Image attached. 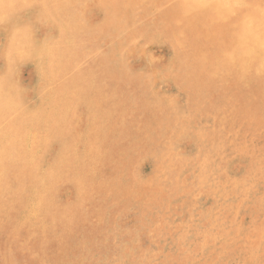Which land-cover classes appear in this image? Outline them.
<instances>
[{
  "label": "rangeland",
  "instance_id": "374dc122",
  "mask_svg": "<svg viewBox=\"0 0 264 264\" xmlns=\"http://www.w3.org/2000/svg\"><path fill=\"white\" fill-rule=\"evenodd\" d=\"M19 1L0 0V97L7 98L5 102L0 103V139H10L7 142L0 140V163L3 167L0 172V264H264V108H261L264 105V70L259 69L255 60L250 62L252 65L248 68V65L244 66L247 61H244L241 62L242 65L239 63L241 70L239 69L238 73L233 66L230 67V61L226 59L231 53L227 51L225 54L220 50L227 45V48L236 49L239 55L247 53L246 39L249 34L246 25L250 21H256V27H263L261 23H264V0H239L241 4L238 6V12L228 11L227 15H222L217 9L203 12V21L199 25L201 34L200 31L194 33L195 28L182 34L177 27L180 21L188 18L186 16L191 17L196 13L195 10H200L199 4L192 0H147L148 4L146 0H138L139 4L137 0H134L137 3L133 0H112L111 3L110 0H69V3L68 0H57L60 2L58 5L56 0ZM109 3L113 5L109 6ZM134 3L137 4L136 9ZM15 4L17 6H14ZM16 7H19L18 10ZM31 8L32 11L37 9L32 12ZM176 12L177 18H174ZM246 14L248 15L244 16ZM59 16L64 17V21L58 20ZM111 16L114 20L106 24L105 18ZM6 18H10L8 22ZM208 19L210 23L214 21L211 26H207L210 24ZM55 21L57 23H54ZM82 21H85V24ZM94 21H97L96 24ZM171 21L175 22L176 32L172 29L174 24ZM75 23L78 25L75 26ZM87 24V30L84 31V25ZM54 25H57L56 28ZM88 28L93 32L88 31ZM105 33L110 36L107 37ZM198 36L200 38H196ZM208 40L210 46L207 44ZM107 41L112 43L107 44ZM190 41L194 42L191 44ZM215 42L220 46L216 47ZM79 43L80 45H77ZM218 50L219 54L216 53ZM213 52L216 53L215 56ZM37 55H40V60L36 58ZM14 56L18 59L14 60ZM24 57L29 58L25 60ZM256 58L258 57L252 56L251 59ZM191 59L199 61L194 62ZM225 60L228 62L224 66ZM208 61H211V64ZM38 63L44 66H39ZM87 64H90V67ZM213 67L216 68L213 70ZM96 77H99L100 81ZM208 82L209 85L211 83L210 86ZM214 85L215 87H211ZM193 90H196L195 93H192ZM236 98L239 99L236 101ZM95 99L96 101H93ZM14 101L16 103H13ZM223 112L225 114H222ZM259 113H263L261 119ZM105 117L107 119H104ZM253 118L260 125H255L254 122H258ZM64 123L65 130L62 129L65 128ZM252 125H255L253 129L250 128ZM22 126L24 130L29 129L27 134L25 130V136H19ZM94 126L98 127L94 129ZM48 130H51L50 133ZM219 138L224 141H219ZM85 139H88L89 146ZM68 146L71 148L70 153L67 152L69 149L66 150ZM41 153L43 154L40 155ZM54 170L56 172H53ZM67 178L69 179L66 180ZM243 179L246 180L245 184ZM234 181L237 187L231 185ZM233 188L237 191L234 192ZM239 202L243 206H240ZM237 204L239 208L236 209ZM251 220L255 224H252ZM258 220L260 222H257ZM235 223L236 226H233ZM248 256H254L256 259H250Z\"/></svg>",
  "mask_w": 264,
  "mask_h": 264
},
{
  "label": "bare ground",
  "instance_id": "6f19581e",
  "mask_svg": "<svg viewBox=\"0 0 264 264\" xmlns=\"http://www.w3.org/2000/svg\"><path fill=\"white\" fill-rule=\"evenodd\" d=\"M18 1H19V0H18ZM23 1H25V0H23ZM23 1H22V3H23ZM39 1H40V0H39ZM42 1H43V0H42ZM47 1H48V0H47ZM47 1H46V2H47ZM54 1H55V0H54ZM81 1H82V0H81ZM89 1H90V0H89ZM89 1H88V2H89ZM115 1H116V0H115ZM118 1H119V0H118ZM131 1H132V0H131ZM133 1H134V0H133ZM133 1H132V2H133ZM137 1H138V0H137ZM146 1H147V0H146ZM192 1H193L195 4H199L200 10H195L196 13L193 14L191 17L186 16V17H188V18H186V19L180 21V24H179V26L177 25V27L180 28V29H179V30H180L179 32L182 33V34H186L187 31H188V33H189V31H192V30H195V29H196V30L194 31V33H195L196 31H200V30H201V29L199 30V25H200V24L202 23V21H203V19H202L203 12H205V11H207V10H214V9H217V10H219V11L221 12L222 15H227V14H228V11H230V12H232V13H236V12H238V9H239L238 6L241 4V2H240L239 0H192ZM247 1H248V0H247ZM15 2H16V1H15ZM19 2H21V1H19ZM32 2H35V1H32ZM36 2H37V1H36ZM79 2H80V1H79ZM105 2H106V1H105ZM108 2H109V0H108ZM111 2H113V1L110 0V3H111ZM134 2H136V1H134ZM150 2H152V0H151ZM153 2H154V1H153ZM256 2H257V0H256ZM42 3H43V2H42ZM55 3L57 4V3H60V2H57V0H56ZM61 3H62V1H61ZM68 3H69V0H68ZM68 3H67V4H68ZM77 3H78V2H77ZM93 3H94V2H93ZM101 3H102V2H101ZM101 3H100V5H101ZM110 3H109V4H110ZM136 3H137V2H136ZM141 3H142V2H141ZM262 3H263V2H262ZM32 4H33V3H32ZM36 4H37V3H36ZM75 4H76V3H75ZM75 4H74V5H75ZM98 4H99V2H98ZM106 4H108V3H106ZM106 4H105V5H106ZM129 4H130V3H129ZM132 4H133V3H132ZM137 4H139V1H138ZM137 4L134 3V7H135V5H136L135 9L137 8ZM145 4H146V3H145ZM147 4H148V1H147ZM147 4H146V5H147ZM259 4H261V3H259ZM19 5H20V4H19ZM19 5H18V6H19ZM23 5H24V4H23ZM37 5L39 6V4H37ZM45 5H46V4H45ZM57 5H58V4H57ZM83 5H84V4H83ZM85 5H86V4H85ZM111 5H113V4H110L109 6H111ZM141 5H142V4H141ZM155 5H156V4H155ZM1 6H2V5H1ZM14 6H17V5L15 4ZM34 6H36V5H34ZM66 6L69 7L68 5H66ZM106 6H107V5H106ZM142 6H143V5H142ZM159 6H160V4H159ZM48 7H50V6H48ZM72 7H74V6H72ZM132 7H133V5H132ZM139 7H141V6H139ZM144 7H146V6H144ZM144 7H143V8H144ZM162 7H163V6H162ZM162 7H159V8L162 9ZM170 7H171V6H170ZM176 7H177V6H176ZM178 7H179V6H178ZM242 7H243V6H242ZM4 8H5V7H4ZM7 8H8V6H7ZM9 8H10V7H9ZM12 8H13V6H12ZM16 8H17V7H16ZM18 8H19V7H18ZM18 8H17L16 10H18ZM25 8H26V7H25ZM103 8H104V6H103ZM124 8H125V7H124ZM124 8H123V10H124ZM159 8H158V9H159ZM172 8H173V7H172ZM203 8H204L205 10H204ZM21 9H22V8H21ZM32 9H33V8H31V11H32ZM36 9H37V8H36ZM36 9H35V10H36ZM39 9H40V8H39ZM51 9H52V8H51ZM98 9H99V8H98ZM104 9H105V8H104ZM106 9H107V8H106ZM114 9H115V7H114ZM116 9H117V8H116ZM135 9H134V10H135ZM141 9H142V8H141ZM158 9H157V10H158ZM169 9H170V8H169ZM175 9H176V8H175ZM179 9H181V8L179 7ZM179 9L177 8V11H178ZM16 10H15V11H16ZM35 10H34V11H35ZM62 10H64V9H62ZM62 10H61V11H62ZM87 10H89V9H87ZM87 10H86V12H87ZM90 10H91V9H90ZM107 10H108V9H107ZM112 10H113V8H112ZM123 10H122V11H123ZM137 10H138V9H137ZM142 10H143V9H142ZM145 10H146V9H144V11H145ZM157 10H156V11H157ZM164 10H165V8H164ZM166 10H168V9H166ZM9 11H10V10H9ZM9 11H8V12H9ZM27 11H28V10L26 9V12H27ZM34 11H32V12H34ZM50 11H51V10H50ZM74 11H75V10H74ZM74 11H72V12L74 13ZM77 11H78V9H77ZM97 11H98V10H97ZM122 11H121V13H122ZM131 11H132V9H131ZM139 11H140V10H139ZM158 11H159V10H158ZM172 11H173V10H172ZM6 12H7V11H6ZM16 12H17V11H16ZM26 12H25V13H26ZM62 12H63V11H62ZM68 12L70 13V11H68ZM89 12H90V11H89ZM106 12H107V11H106ZM110 12H111V11H110ZM110 12H108V13H110ZM129 12H130V10H129ZM135 12H136V11H135ZM140 12H143V11H140ZM164 12H165V11H164ZM13 13H14V12H13ZM28 13H29V12H28ZM30 13H31V12H30ZM51 13H52V12H51ZM63 13H64V12H63ZM65 13H66V12H65ZM73 13H71V14H73ZM116 13H117V12H116ZM131 13H132V12H130V14H131ZM143 13H144V12H143ZM18 14H19V13H18ZM18 14H16V15H18ZM52 14H53V13H52ZM105 14H106V13H105ZM110 14H112V13H110ZM125 14H126V13H125ZM127 14H129V13H127ZM135 14H136V13H135ZM139 14H140V13H139ZM165 14H167V11H166ZM173 14H174V13H173ZM179 14H180V11H179ZM181 14H183L182 11H181ZM201 14H202V15H201ZM23 15H24V14H23ZM26 15H28V14H26ZM59 15H60V14H59ZM62 15H63V14H62ZM67 15H68V14H67ZM78 15H79V14H78ZM81 15H82V14H81ZM81 15H80V16H81ZM101 15H102V13H101ZM113 15H114V14H113ZM122 15H124V14H122ZM170 15H172V14H170ZM199 15H201V17H199ZM247 15H248V14H246V15H244V16H247ZM45 16H46V14H45ZM47 16H48V14H47ZM73 16H74V15H73ZM116 16H117V15H116ZM167 16L169 17V15H167ZM178 16L181 17V15H178ZM28 17H29V16H28ZM33 17H34V15H33ZM59 17L61 18V16H59ZM103 17H104V16H103ZM136 17H137V16H136ZM171 17H172V16H171ZM60 18L58 19L57 17H55L56 20L58 19V20H60V21H64V20H62V18H64V17H62L61 19H60ZM82 18H83V17H82ZM101 18H102V17H101ZM152 18H153V17H152ZM166 18H167V17H166ZM174 18H177V12L175 13ZM174 18H173V19H174ZM199 18H200V19H199ZM208 18H209V16H208ZM6 19H7L6 22H8V20H9L10 18H9V19L6 18ZM66 19H67V18H66ZM83 19H84V18H83ZM102 19H103V18H102ZM112 19H113V16H111V18H110V17H107V19L105 18V23H106V24H109L110 22H112V21L114 20V19H113V20H112ZM123 19H124V18H123ZM209 19L211 20V18H209ZM209 19H208V22L210 21ZM39 20H40V19H39ZM42 20H43V18H42ZM71 20H72V19H71ZM86 20H87V19H86ZM136 20H137V19H136ZM136 20H135V21H136ZM142 20H143V19H142ZM152 20H153V19H152ZM174 20H175V19H174ZM16 21H17V20H16ZM24 21H25V20H24ZM24 21H23V22H24ZM33 21H34V20H33ZM35 21H36V20H35ZM50 21H51V20H50ZM65 21H66V20H65ZM73 21H75V19H74ZM129 21H130V20H129ZM138 21H139V20H138ZM138 21H137V22H138ZM140 21H141V20H140ZM6 22H5V23H6ZM13 22H14V21H13ZM31 22H32V21H31ZM31 22H30V23H31ZM36 22H37V21H36ZM47 22H48V21H47ZM75 22H76V21H75ZM84 22H85V21H82V23H84ZM94 22H95V24H96L97 21H94ZM132 22H134V21L132 20ZM145 22H147V21H145ZM145 22H144V23H145ZM160 22H161V21H160ZM200 22H201V23H200ZM208 22H207V23H208ZM213 22H214V21H213ZM213 22H212V23H213ZM15 23H18V22H15ZM19 23H20V22H19ZM37 23H38V22H37ZM39 23H41V22H39ZM54 23H57V21H55ZM61 23H62V22H61ZM67 23H68V22H67ZM69 23L71 24V22H69ZM138 23H139V22H138ZM140 23H141V22H140ZM169 23H170V22H169ZM171 23H172V21H171ZM174 23H175V22H173L172 24H174ZM205 23H206V22H205ZM207 23H206V24H207ZM209 23H210V22H209ZM212 23H210V24L207 25V26H211ZM255 23H257V22H256V21H250V22H248L247 25H246V31H247V33L249 34V37L246 39V44H247V46H246V52L248 53V55H247V53H246V54L239 55V54L236 53V52H237L236 49H234V48L231 47V46H230L231 48H227V45H226V48L223 47L224 49H223L222 47H220V48H222V49L218 48V49H220V50H223V52H224L225 54H226L227 51H228L227 53H229V52L231 53V55H229L228 58L226 57V59H228V61H230V62H229L230 67L233 66V67H234L233 69L236 70L238 73H240L239 69L241 68V67L239 68V66H240L241 62H244V61H247V62L244 63V66H245V65H246V66L248 65V66H247V68H248V67H251L250 65H252V64H250V62L252 63V61L255 60L254 62L257 63L259 69H260L261 71L264 70V23H261L262 26H263V27H261V28L256 27V26L254 25ZM0 24H1V23H0ZM79 24H81V23H79ZM84 24H85V23H84ZM95 24H94V25H95ZM129 24H130V23H129ZM147 24H148V23H147ZM30 25H31V24H30ZM40 25H42V24H40ZM52 25H53V24H52ZM74 25L76 26V25H78V23H75ZM131 25L134 26V24H131ZM140 25H141V24H140ZM150 25H151V23H150ZM2 26H3V25H2ZM43 26H44V25H43ZM50 26H51V25H50ZM54 26H55V25H54ZM56 26H57V25H56ZM56 26H55V28H56ZM59 26H60V25H59ZM69 26H70V25H69ZM81 26H82V24H81ZM85 26L88 27V24H87V25H84V27H85ZM103 26H104V25H103ZM108 26L111 27L110 25H108ZM79 27H80V26H79ZM90 27H92V26H90ZM93 27H95V26H93ZM105 27H106V26H105ZM131 27H132V26H131ZM171 27H172V26H171ZM203 27H204V26H203ZM32 28H33V27H32ZM32 28H31V29H32ZM34 28H36V26H35ZM100 28H101V27H99V30H101ZM106 28H107V27H106ZM135 28H136V27H135ZM150 28H151V27H150ZM163 28H164V27H163ZM191 28H193V29H191ZM194 28H195V29H194ZM207 28H208V27H207ZM209 28H210V27H209ZM37 29H38V28H37ZM82 29L84 30V28H82ZM95 29H96V28H95ZM95 29H94V30H95ZM143 29H145V28H143ZM154 29L156 30V28H154ZM172 29H173L174 32H176V25H175V24H174V26L172 27ZM2 30H3V28H2ZM74 30H75V29H74ZM86 30H87V29H86V27H85V30H84V31H86ZM89 30H90V29L88 28V31H89ZM108 30H110V29L108 28ZM112 30H114V29H112ZM112 30H111V31H112ZM136 30H137V29H136ZM146 30H148V29H146ZM149 30H150V29H149ZM155 30H154V31H155ZM209 30L211 31V29H209ZM214 30H215V29H214ZM69 31H70V30H69ZM90 31H91V33L93 32V30H90ZM212 31H213V30H212ZM212 31H211V32H212ZM5 32H6V31H5ZM76 32H77V31H76ZM94 32H95V31H94ZM161 32H162V31H161ZM170 32H172V31L170 30ZM204 32L206 33L207 31L205 30ZM213 32H215V31H213ZM23 33H24V32H22V36H23ZM34 33H35V31H34ZM34 33H32V34H34ZM80 33H81V32H80ZM99 33H100V32H99ZM109 33H110V32H109ZM168 33H169V32H168ZM194 33H193V34H194ZM201 33H202V32L200 31V34H201ZM4 34H5V33H4ZM8 34H9V33H8ZM46 34H47V33H46ZM49 34H50V33H49ZM87 34H89V33H87ZM106 34H107V33H105V35H106ZM155 34H156V33H155ZM162 34H163V33H162ZM170 34H171V33H170ZM19 35H20V34H19ZM42 35H43V34H42ZM50 35H51V34H50ZM55 35H56V34H55ZM55 35H52V36H55ZM80 35H81V34H80ZM144 35H145V34H144ZM156 35H157V34H156ZM164 35H166V34H164ZM189 35H190V34H189ZM197 35H198V34H197ZM33 36H34V35H33ZM106 36L108 37V36H110V35H106ZM166 36H167V35H166ZM168 36H169V35H168ZM187 36H188V35H186V37H187ZM190 36H191V35H190ZM193 36H194V35H193ZM213 36H214V34H213ZM31 37H32V36H31ZM31 37H30V39H33V38H31ZM34 37H35V36H34ZM42 37H43V36H42ZM42 37H41V39H42ZM75 37H76V36H75ZM87 37H88V35H87ZM102 37H103V36H102ZM102 37H101V38H102ZM151 37H153V36H151ZM169 37H170V36H169ZM171 37H172V36H171ZM186 37H184V38H186ZM22 38H23V37H22ZM76 38H77V37H76ZM89 38H90V37H89ZM176 38H177V37H176ZM189 38H190V37H188V39H189ZM196 38H200V37L198 36V37H196ZM196 38H194V39H196ZM209 38H210V37H209ZM34 39H35V38H34ZM43 39H44V37H43ZM152 39H153V38H152ZM192 39H193V38H191V40H192ZM203 39H204V38H203ZM217 39H218V38H217ZM2 40H3V39H2ZM23 40H24V38H23ZM35 40H36V39H35ZM35 40H32V41L35 42ZM94 40H95V39H94ZM173 40H174V39H173ZM181 40H182V39H181ZM189 40H190V39H189ZM189 40H188V41H189ZM200 40H201V39H200ZM215 40H216V39H215ZM5 41H6V40H5ZM32 41H31V42H32ZM41 41H43V40H41ZM46 41H47V40H46ZM48 41H49V40H48ZM64 41H65V40H64ZM194 41H195V40H194ZM194 41H193V42H194ZM196 41H197V40H196ZM204 41H205V40H204ZM219 41H220V40H219ZM77 42H78V41H77ZM108 42H111V41H107V44H108ZM177 42H178V41H177ZM190 42H191V41H190ZM193 42H191V44H192ZM205 42H206V41H205ZM212 42H213V41H212ZM24 43H25V42H24ZM24 43H23V44H24ZM32 43H33V42H32ZM35 43H37V42H35ZM95 43H96V42H95ZM111 43H112V42H111ZM188 43H189V42H188ZM209 43H210V42H209V40H208V43H207L208 46H210ZM215 43H217V42H215ZM25 44H26V43H25ZM43 44H44V43H43ZM45 44H46V43H45ZM45 44H44V45H45ZM96 44H97V43H96ZM113 44H114V42H113ZM181 44H182V42H181ZM197 44H198V43H197ZM5 45H7V44H5ZM21 45H22V44H21ZM26 45H27V44H26ZM33 45H34V44H33ZM36 45H37V44H36ZM77 45H80V43L77 44ZM99 45H101V43H100ZM194 45L196 46V43H195ZM194 45H193V46H194ZM217 45H218V46H217ZM217 45L215 44L216 47H219V46H220V44H218V43H217ZM29 46H30V45H29ZM104 46H105V45H104ZM178 46H179V45H178ZM4 47H6V46H4ZM182 47H183V46H182ZM185 47H186V46H185ZM188 47H189L188 50H190V45H189V44H188ZM204 47H205V46H204ZM206 47H207V46H206ZM206 47H205V48H206ZM38 48H39V47H38ZM44 48H45V46H44ZM48 48H49V47H48ZM82 48H83V47H82ZM100 48H101V47H99V49H100ZM196 48H197V47H196ZM25 49H26V47H25ZM57 49H59V48H57ZM57 49H56V50H57ZM109 49L111 50V47H110ZM181 49H182V48H181ZM193 49H194V48H193ZM197 49H201V48L199 47V48H197ZM210 49H211V48H210ZM215 49H216V48H215ZM21 50H22V47H21ZM182 50H183V49H182ZM47 51L49 52V49H48ZM54 51H55V50H54ZM76 51H77V50H76ZM76 51H75V52H76ZM85 51H86V50H85ZM99 51H100V50H99ZM108 51H109V50H108ZM213 51H214V44H213ZM81 52H82V49H81ZM105 52H106V51H105ZM179 52H181V51H179ZM183 52H184V51H183ZM183 52H182V53H183ZM187 52H189V51H187ZM191 52H192V47H191ZM197 52H198V51H197ZM223 52H222V53H223ZM45 53H46V52H45ZM57 53H58V52H57ZM64 53H65V52H64ZM66 53H67V52H66ZM107 53H108V52H107ZM206 53H207V52H206ZM214 53H215V52H213V55H214ZM216 53L219 54V50H218V52H216ZM216 53H215V54H216ZM3 54H4V51H3ZM30 54H32V53L30 52ZM52 54H54V53H51V55H52ZM55 54H56V53H55ZM96 54H97V53H96ZM176 54H178V53L176 52ZM185 54H187V53H184V55H185ZM193 54H194V53H193ZM208 54H209V53H208ZM13 55H14V54H13ZM42 55H43V54H42ZM42 55H41V57H42ZM47 55H48V54H47ZM75 55H76V54H75ZM77 55H78V53H77ZM184 55H183V56H184ZM205 55H206V54H205ZM210 55H211V54H210ZM37 56H38V55H37ZM39 56H40V55H39ZM39 56L36 57V58H39ZM67 56H69V54H67ZM99 56H100V55H99ZM106 56H107V55H106ZM106 56H105V57H106ZM176 56H179V54L176 55ZM188 56H189V55H188ZM188 56H187V57H188ZM197 56H198V55H197ZM206 56H207V55H206ZM214 56H215V55H214ZM216 56H217V55H216ZM225 56H226V55H225ZM252 56L258 57L259 59H258V58H256V59H251ZM14 57H15V56H14ZM21 57H22V56H21ZM29 57H31V55H30ZM29 57H28V58H29ZM57 57H58V56H57ZM187 57H185V58H187ZM212 57H213V56H212ZM7 58H8V57H7ZM24 58H25V60L28 59L27 57H24ZM60 58H61V57H60ZM178 58H179V60H180V56H179ZM178 58L175 57V59H178ZM181 58H182V57H181ZM194 58H197V57L194 56ZM208 58H209V55H208ZM1 59H2V58H1ZM3 59H4V58H3ZM17 59H18V57H17ZM17 59H16V57H15L14 60H17ZM30 59H31V58H30ZM77 59H78V58H77ZM158 59H159V58H158ZM183 59H184V58H183ZM200 59H201V58H199V60H200ZM206 59H207V58H206ZM213 59H215V58H213ZM220 59H221V58H220ZM19 60H20V62H21V59H20V58H19ZM37 60H38V59H37ZM37 60H35V61H37ZM39 60H40V58H39ZM45 60H46V59H45ZM106 60H107V59H106ZM115 60H116V59H115ZM152 60H153V59H152ZM184 60L187 61V59H184ZM191 60L194 61L195 59H191ZM199 60L197 59V60L194 61V62H197V61H199ZM218 60H219V59H218ZM2 61H3V60H2ZM8 61H9V60H8ZM101 61H102V60H101ZM109 61H110V60H109ZM157 61H158V60H157ZM175 61H177V60H175ZM181 61H182V60H181ZM185 61H184L183 63H185ZM188 61H190V60H188ZM203 61H207V60H203ZM220 61H221V60H220ZM220 61H219V62H220ZM225 61H226V60H225ZM228 61L224 62L223 65L225 66V65L227 64ZM13 62H14V61H13ZM15 62H16V61H15ZM17 62H18V61H17ZM25 62H26V61H25ZM32 62H33V61H32ZM40 62H41V61H40ZM51 62H52V61H51ZM55 62H56V61H55ZM102 62H103V61H102ZM105 62H106V61H105ZM177 62H178V61H177ZM208 62L210 63L211 61H208ZM214 62H215V61H214ZM216 62H217V61H216ZM21 63H22V62H21ZM29 63H30V62H29ZM35 63H36V62H35ZM52 63H53V62H52ZM57 63H58V62H57ZM59 63H60V62H59ZM78 63L80 64V61H79ZM100 63H101V62H100ZM106 63H107V62H106ZM110 63H111V62H110ZM110 63H109V64H110ZM116 63H117V62H116ZM178 63L180 64L181 62H178ZM183 63H182V64H183ZM186 63H188V62H186ZM192 63H193V62H192ZM192 63H191V64H192ZM200 63H201V62H200ZM202 63H203V62H202ZM204 63H205V62H204ZM217 63H218V62H217ZM239 63H240V64H239ZM19 64H20V63H19ZM38 64H39V63H38ZM85 64H86V63H85ZM101 64H103V63H101ZM113 64H114V63H113ZM113 64H112V65H113ZM191 64H189V66L192 67ZM193 64H194V63H193ZM196 64H197V63H196ZM206 64H207V63H206ZM210 64H211V63H210ZM214 64H215V63H214ZM214 64H213V65H214ZM17 65H18V64H17ZM24 65H25V64H24ZM24 65H23V66H24ZM40 65H41V64H39V66H40ZM42 65H43V64H42ZM42 65H41V66H42ZM55 65H57V64L55 63ZM83 65H84V64H83ZM87 65H89V67H90V64H87ZM87 65H86V66H87ZM94 65H95V64H94ZM96 65H97V64H96ZM105 65H106V64H105ZM114 65H115V64H114ZM143 65H144V64H143ZM183 65H184V64H183ZM199 65H200V64H199ZM199 65H198V66H199ZM202 65H203V64H202ZM202 65H200V66H202ZM241 65H242V64H241ZM43 66H44V65H43ZM84 66H85V65H84ZM185 66H186V68L188 67L187 65H185ZM195 66H197V65H195ZM203 66H206V65H203ZM211 66H212V65H211ZM215 66H216V65H215ZM220 66H221V64H220ZM244 66H242V67H244ZM56 67H57V66H56ZM115 67H116V66H115ZM125 67H126V66H125ZM193 67H194V65H193ZM217 67H218V66H217ZM255 67H257V66H255ZM18 68H19V67H18ZM42 68H43V67H42ZM42 68H41V69H42ZM58 68H59V67H58ZM83 68H84V67H82V69H83ZM186 68H185V69H186ZM208 68H209V67H208ZM215 68H216V67H215ZM215 68L213 67V70H214ZM218 68H219V67H218ZM223 68H224V67H223ZM12 69H13V68H12ZM45 69H46V68H45ZM175 69H176V68H175ZM188 69H189V68H188ZM194 69H195V67H194ZM201 69H202V68H201ZM228 69H230V68L228 67ZM228 69H226V70H228ZM254 69H257V68H254ZM189 70H190V69H189ZM204 70H205V69H204ZM224 70H225V69H224ZM231 70H232V69H231ZM240 70H241V69H240ZM243 70H244V69H243ZM32 71H33V70H32ZM35 71H36V70H35ZM35 71H34V72H35ZM39 71H40V70H39ZM39 71H38V72H39ZM41 71H42V70H41ZM41 71H40V72H41ZM52 71H53V67H52ZM57 71H58V70H57ZM128 71H129V70H128ZM176 71H177V70H176ZM192 71H193V70H192ZM195 71H196V70H194L193 72H195ZM220 71H221V69H220ZM253 71H255V70H253ZM1 72H3V70H2ZM27 72H28V71H27ZM44 72H45V70H44ZM82 72H83V71H82ZM92 72H93V71H92ZM129 72H130V71H129ZM186 72H188V71H186ZM186 72H185V73H186ZM193 72H190V74L193 73ZM200 72H201V71H200ZM228 72H229V71H228ZM35 73H36V72H35ZM98 73H99V72H98ZM197 73H198V75L200 74L199 72H197ZM197 73H196V74H197ZM204 73H205V72H204ZM208 73H209V72H208ZM222 73H224V72L222 71ZM257 73H259V72H257ZM262 73H263V72H262ZM1 74H3V73H1ZM18 74H19V73H18ZM40 74H41V73H40ZM42 74H43V73H42ZM46 74H47V73H46ZM81 74H82V73H81ZM85 74L87 75V73H84V75H85ZM89 74H90V73H89ZM190 74H188V75H190ZM211 74H214V73L211 72ZM220 74H221V72H220ZM224 74H225V73H224ZM233 74H234V73H233ZM243 74H244V73H243ZM8 75H10V74H8ZM47 75H48V74H47ZM50 75H51V74H50ZM184 75H185V74H184ZM184 75H183V76H184ZM193 75H195V74H193ZM198 75H197L196 77H198ZM203 75H204V74H202L201 77H203ZM226 75H227V74H226ZM4 76H5V75H3V77H4ZM12 76H13V75H12ZM34 76H35V75H34ZM38 76H39V75H38ZM87 76H88V75H87ZM93 76H95V75H93ZM215 76H216V74H215ZM235 76H236V73H235ZM243 76H244V75H243ZM7 77L9 78V77H11V76H7ZM39 77H40V76H39ZM41 77H42V76H41ZM44 77H45V76H44ZM72 77H73V76H72ZM85 77H86V76H85ZM180 77H181V76H180ZM199 77H200V75H199ZM213 77H214V75H213ZM226 77H228V76H226ZM240 77H241V76H240ZM244 77H245V76H244ZM5 78H6V76H5ZM42 78H43V77H42ZM46 78H47V77H46ZM74 78H75V77H74ZM80 78H81V77H80ZM96 78L99 79V81H100V78H99V77H96ZM96 78H95V79H96ZM208 78H209V77H208ZM208 78H207V79H208ZM246 78H247V77H246ZM246 78H245V80H246ZM248 78H249V77H248ZM261 78H262V77H261ZM10 79H11V78H10ZM10 79H9V80H10ZM44 79H45V78H44ZM51 79H52V78H51ZM118 79H119V78H118ZM227 79H230V78H227ZM41 80H42V79H41ZM91 80H92V79H91ZM104 80H105V79H104ZM199 80H200V79H199ZM203 80H204V78H203ZM215 80H216V79H215ZM217 80H218V79H217ZM231 80L233 81V80H234V77H233V79L231 78ZM249 80H250V78H249ZM261 80H262V79H261ZM10 81H11V80H10ZM17 81H18V80H17ZM94 81H95V80H94ZM96 81H97V80H96ZM201 81H202V80H201ZM201 81H200V82H201ZM208 81H209V80H208ZM229 81H230V80H229ZM263 81H264V80H263ZM72 82H73V81H72ZM115 82H116V81H115ZM216 82H217V81H216ZM216 82H215V83H216ZM221 82H222V81H221ZM237 82H238V81H237ZM247 82H248V81H247ZM250 82H251V81H250ZM259 82H260V80H259ZM10 83H11V82H10ZM13 83H14V81H13ZM13 83H12V85H13ZM16 83H17V82H16ZM37 83H38V82H37ZM79 83H80V82H79ZM202 83H203V82H202ZM233 83H235V82H233ZM238 83H240V82H238ZM248 83H249V82H248ZM19 84H20V82H19ZM44 84H45V82H44ZM54 84H55V83H54ZM63 84H64V81H63V83H62V86H63ZM126 84H127V83H126ZM204 84H205V83H204ZM221 84H224V83H221ZM242 84H243V83H242ZM253 84H254V83H253ZM259 84H261V83H259ZM259 84H258V85H259ZM27 85H28V84H27ZM35 85H36V83H35ZM70 85H71V83H70ZM206 85H207V84H206ZM208 85H209V82H208ZM208 85H207V86H208ZM210 85H211V83H210ZM210 85H209V86H210ZM215 85H216V84H215ZM215 85H214V86H211V87H215ZM237 85H238V84H237ZM258 85H257V88H258ZM41 86H42V85H41ZM65 86H66V85H65ZM73 86H74V85H73ZM87 86H88V85H87ZM209 86H208V87H209ZM223 86H225V85H223ZM249 86H250V85H249ZM260 86H261V85H260ZM3 87H5V86H2V88H3ZM37 87H38V86H37ZM48 87H49V86H48ZM66 87H67V86H66ZM78 87H79V86H78ZM91 87H93V85H91ZM226 87H227V86H225V88H226ZM235 87H236V86H235ZM239 87H241V86H239ZM10 88H11V87H10ZM38 88H39V87H38ZM70 88H71V86H70ZM217 88H218V87H217ZM231 88H232V86H231ZM253 88H255V87H253ZM12 89H13V88H12ZM24 89H25V88H24ZM40 89H41V88H40ZM40 89H39V90H40ZM46 89H47V88H46ZM50 89H51V88H50ZM62 89L65 90L64 88H62ZM84 89H85V88H84ZM202 89H204V88H202ZM3 90H5V89H3ZM18 90H19V89H18ZM41 90H42V89H41ZM73 90H74V89H73ZM204 90H205V89H204ZM226 90H227V89H226ZM237 90H239V89L237 88ZM237 90H236V92H237ZM243 90H244V89H243ZM8 91H9V89H8ZM8 91H7V92H8ZM20 91H21V90H20ZM37 91H38V89H37ZM77 91H78V90H77ZM88 91H89V90H88ZM90 91H91V90H90ZM193 91H194V90H193ZM195 91H196V90H195ZM195 91L192 92V93H195ZM215 91H216V89H215ZM215 91H214V92H215ZM231 91H232V89H231ZM254 91H255V90H254ZM258 91H259V90H258ZM263 91H264V89H263ZM28 92H29V91H28ZM28 92H27V93H28ZM55 92H56V89H55ZM83 92H84V91H83ZM203 92H204V91H203ZM223 92H224V91H223ZM247 92H248V91H247ZM1 93H2V92H1ZM3 93H4V92H3ZM10 93H11V92H10ZM73 93H74V91H73ZM80 93H81V92H80ZM86 93H88V92H86ZM244 93H245V92H244ZM5 94H6V93H5ZM37 94H38V93H37ZM39 94H40V93H39ZM77 94H78V93H77ZM84 94H85V93H84ZM88 94L90 95V93H88ZM100 94H101V93H100ZM204 94H205V93H204ZM214 94H215V93H214ZM228 94H229V93H228ZM232 94L234 95V93H232ZM3 95H4V94H3ZM3 95H2V96H3ZM6 95H7V94H6ZM63 95H64V94H63ZM71 95L73 96V94H71ZM219 95H221V94H219ZM237 95H238V94H237ZM8 96H9V95H8ZM22 96H23V95H22ZM41 96H42V95H41ZM83 96H85V95H83ZM98 96H100V95L98 94ZM208 96H210V95H208ZM221 96H222V95H221ZM225 96H227V94H226ZM231 96H232V95H231ZM231 96H230V97L228 96V97L232 99ZM234 96H236V95H234ZM238 96H239V95H238ZM257 96H258V95H257ZM12 97H13V96H12ZM37 97H39V95H38ZM68 97L70 98V95H69ZM77 97H78V96H77ZM89 97H90V96H89ZM116 97H117V96H116ZM236 97H237V96H236ZM251 97H252V96H251ZM35 98H36V97H35ZM40 98H41V97H39V99H40ZM50 98H52V97H50ZM80 98H81V96H80ZM86 98H87V97H86ZM86 98H85V100H86ZM195 98H196V97H195ZM222 98H223V96H222ZM239 98H240V97H239ZM239 98H238V99H239ZM247 98H250V97H247ZM247 98H246V100H249V99H247ZM5 99H7V98H5ZM5 99H4L3 97H0V103L5 102ZM10 99H11V97H10ZM14 99H15V98H14ZM33 99H34V98H33ZM37 99H38V98H37ZM44 99H45V98H44ZM59 99H61V98H59ZM59 99H58V100H59ZM63 99H64V98H63ZM88 99H89V98H88ZM96 99H97V98H96ZM96 99L93 100V101H96ZM126 99H127V98H126ZM193 99H194V98H193ZM226 99L228 100L227 97H226ZM233 99H234V97H233ZM233 99H232V100H233ZM238 99L236 98L235 100L237 101ZM242 99H243V98H242ZM21 100H22V99H21ZM25 100H27V98H26ZM224 100H225V98H224ZM227 100H226V101H227ZM243 100H244V99H243ZM246 100H245V101H246ZM15 101H16V100H15ZM15 101H14L13 103H16ZM67 101H68V100H67ZM100 101H102V100L100 99ZM103 101H104V100H103ZM204 101H206V100H204ZM240 101H241V99H240ZM250 101H251V100H250ZM250 101H249V102H250ZM41 102H42V101H41ZM59 102H60V101H59ZM73 102H74V101H73ZM76 102H77V101H76ZM98 102H99V101H98ZM104 102H105V101H104ZM104 102H102V106H104V104H103ZM198 102H199V101H198ZM231 102H232V101L230 100V104H232ZM234 102H235V101H234ZM238 102H239V101H238ZM241 102H242V101H241ZM259 102H260V101H259ZM263 102H264V99H263ZM6 103H7V102H6ZM23 103H24V102H22V105H23ZM43 103H44V102H43ZM50 103H51V102H50ZM67 103H68V102H67ZM79 103H80V102H79ZM89 103H90V102H89ZM95 103H96V102H95ZM121 103H122V102H121ZM208 103H209V102H208ZM227 103H228V102H227ZM247 103H248V102H247ZM256 103H257V102H255L254 104L256 105ZM7 104H8V103H7ZM9 104H10V103H9ZM54 104H55V103H54ZM54 104H53V105H54ZM91 104H92V103H91ZM97 104H98V103H97ZM99 104H100V103H99ZM211 104H212V103H211ZM228 104H229V103H228ZM230 104H229V105H230ZM244 104H245V103H243V105H244ZM251 104H252V103H251ZM12 105H13V104H12ZM15 105H16V104H15ZM34 105H36V104H34ZM68 105H69V103H68ZM71 105H72V104H71ZM93 105H94V104H93ZM226 105H227V104H226ZM226 105H225V106H226ZM232 105H233V104H232ZM255 105H252V106H254V107L256 108ZM1 106H2V105H1ZM8 106H10V105H8ZM32 106H33V105H32ZM39 106H40V105H39ZM47 106H48V105H47ZM50 106H51V105H50ZM90 106H91V105H90ZM102 106H101V107H102ZM248 106H249V105H248ZM248 106H246V107H248ZM262 106H263V107H262ZM262 106H261V108H264V105H262ZM22 107H23V106H22ZM61 107H63V106L61 105ZM61 107H60V108H61ZM65 107H66V106H65ZM65 107H64V108H65ZM99 107H100V106H99ZM140 107H141V106H140ZM223 107H224V106H223ZM232 107H233V106H232ZM232 107H231V108H232ZM234 107H235V106H234ZM234 107H233V108H234ZM250 107H251V106H250ZM5 108H6V107H5ZM25 108H26V105H25ZM42 108H43V107H42ZM47 108H48V107H47ZM60 108H59V110H60ZM70 108H71V107H70ZM76 108H77V107H76ZM94 108H96V107H94ZM103 108H104V107H103ZM105 108H106V107H105ZM224 108H225V107H224ZM27 109H28V108H27ZM31 109H34V108H31ZM65 109H66V108H65ZM67 109H68V107H67ZM96 109H97V108H96ZM99 109H100V108H99ZM99 109H98V111H99ZM222 109H223V108H222ZM225 109H227V108H225ZM245 109H246V108H245ZM247 109H250V108H247ZM251 109H252V108H251ZM257 109H258V108H256V110H257ZM14 110H16V108H14ZM39 110H40V109H39ZM41 110H42V109H41ZM50 110H52V108H51ZM59 110H58V111H59ZM69 110H70V109H69ZM71 110H72V109H71ZM73 110H74V109H73ZM79 110H80V109H79ZM235 110H236V109H234V111H235ZM16 111H17V110H16ZM16 111H14V112H16ZM24 111L26 112L27 110H24ZM36 111H37V110H36ZM36 111H35V112H36ZM60 111H61V110H60ZM64 111H65V110H64ZM90 111H91V110H90ZM124 111H125V110H124ZM226 111H227V110H226ZM228 111H229V110H228ZM234 111H232V114H233ZM246 111H247V110H246ZM248 111H249V110H248ZM2 112H3V109H2ZM42 112H43V111H41L40 113H42ZM46 112H47V111H46ZM46 112H45V114H46ZM78 112H79V111H78ZM91 112H92V111H91ZM102 112H103V111H102ZM230 112H231V110H230ZM236 112H237V111H236ZM243 112H244V109H243ZM251 112H252V111H251ZM258 112H260V110H258ZM18 113H19V112H18ZM40 113H39V114H40ZM60 113H61V112H60ZM63 113H64V112H63ZM80 113H81V112H80ZM146 113H147V111H146ZM226 113H227V112H226ZM247 113H248V112H247ZM247 113L245 112V114H247ZM249 113H250V112H249ZM10 114H11V112H10ZM31 114H32V113H31ZM33 114H34V113H33ZM35 114H36V113H35ZM42 114H43V113H42ZM73 114H74V112H73ZM91 114H93V113H91ZM222 114H225V113L223 112ZM227 114H228V113H227ZM245 114H244V115H245ZM262 114H263V113H262ZM262 114L259 113V115H260V119L263 117V116H261ZM3 115H4V113H3ZM19 115H20V114H19ZM48 115H49V114H48ZM87 115H88V114H87ZM87 115H86V116H87ZM98 115H99V114H98ZM105 115H106V114H105ZM234 115H235V114H234ZM249 115H250V114H249ZM256 115H257V112H256ZM0 116H1V115H0ZM15 116H16V115H15ZM28 116H29V115H28ZM76 116H77V115H76ZM102 116H104L103 113H102ZM112 116H113V115H112ZM241 116H242V113H241ZM252 116H253V115H252ZM13 117H14V116H13ZM22 117H24V116H22ZM36 117L38 118L37 115H36ZM41 117H42V116H41ZM69 117H70V115H69ZM235 117H236V116H235ZM248 117H251V116H248ZM255 117H256V116H255ZM3 118H4V117H3ZM9 118L12 119V117H9ZM34 118H35V117H34ZM67 118H68V117H67ZM81 118H82V117H81ZM91 118H92V117H91ZM237 118H238V117H237ZM243 118H245V117H243ZM14 119H15V118H14ZM19 119H20V117H19ZM19 119H16V120L19 121ZM24 119H25V118H24ZM44 119H45V118H44ZM83 119H84V118H83ZM94 119H95V118H94ZM104 119H107V118L105 117ZM250 119H252V118H250ZM253 119H254V118H253ZM256 119H257V117H256ZM256 119H254V120L256 121ZM39 120H40V119H39ZM85 120H86V119H85ZM115 120H116V119H115ZM6 121L9 122L8 120H6ZM60 121H62V120H60ZM66 121H67V120H66ZM78 121H81V120H78ZM90 121H91V120H90ZM243 121H244V119H243ZM249 121H250V120H249ZM37 122H38V121H37ZM43 122H44V121H43ZM52 122H53V121H52ZM64 122H65V121H64ZM97 122H98V121H97ZM121 122H122V121H121ZM247 122H248V121H247ZM256 122H258V121H256ZM1 123H2V122H1ZM14 123H15V122H14ZM39 123H40V121H39ZM65 123H66V122H65ZM65 123H64V124H65ZM68 123H69V121H68ZM81 123H82V122H81ZM190 123H191V122H190ZM260 123H261V122H260ZM15 124H16V123H15ZM19 124H20V123H19ZM54 124H55V123H54ZM83 124H84V122H83ZM97 124H99V123H96V125H97ZM244 124H245V123H244ZM247 124H248V123H246L245 126H247ZM251 124H252V123H251ZM254 124L257 125V124H259V122H258V123H255V122H254ZM261 124H263V122H262ZM30 125H31V124H30ZM30 125H29V126H30ZM32 125H33V124H32ZM40 125H42V124H40ZM77 125H78V124H77ZM92 125H93V124H92ZM114 125H115V124H114ZM241 125H243L242 122H241ZM241 125H240V127H241ZM249 125H250V123H249ZM255 125H254V126H255ZM259 125H260V124H259ZM23 126H24V125H23ZM23 126H22V128L20 129L21 132H20L19 136H20L21 134H22V136H23L24 133H25V130H26V129L24 130V129H23ZM38 126H39V124H38ZM55 126H56V124H55ZM65 126H66V124L64 125V127H65ZM69 126H70V125H69ZM101 126H102V125H101ZM192 126H193V125H192ZM194 126H195V125H194ZM245 126H244V128H245ZM254 126L252 125L250 128L253 129ZM6 127H7V126H6ZM6 127H4V129H5ZM14 127H15V125H14ZM27 127H28V125H27ZM27 127H26V128H27ZM42 127H43V126H42ZM48 127H49V126H48ZM89 127H90V125H89ZM94 127H95V126H94ZM94 127H93V128H94ZM97 127H98V126H97ZM97 127H95L94 129H96ZM146 127H147V126H146ZM257 127H258V128H257ZM257 127H256V128H257L258 130H260V129H259L260 127H259V126H257ZM18 128H20V127H18ZM18 128H17V129H18ZM24 128H25V127H24ZM28 128H29V127H28ZM28 128H27V130H26V134H27V132L29 131ZM49 128H50V127H49ZM51 128H52V127H51ZM54 128H55V127H54ZM161 128H162V127H161ZM188 128H189V127H188ZM248 128H249V127H248ZM1 129H2V128H1ZM7 129H8V128H7ZM30 129H31V128H30ZM47 129H48V128H47ZM47 129H46V130H47ZM55 129H56V128H55ZM57 129H58V128H57ZM62 129L65 130L66 127H65V128L62 127ZM79 129L81 130L80 127H79ZM91 129H92V128H90V130H91ZM238 129H239V128H238ZM241 129H242V128H241ZM252 129H251V130H252ZM2 130H3V129H2ZM37 130H38V128H37ZM41 130H42V128H41L39 131H41ZM46 130H45V131H46ZM67 130H68V128H67ZM114 130H115V129H114ZM151 130H152V129H151ZM151 130H150V131H151ZM161 130H162V129H161ZM175 130H176V129H175ZM178 130H179V129H178ZM245 130H247V128H246ZM251 130H250V131H251ZM6 131H7V130H6ZM31 131H32V130H31ZM45 131H44V132H45ZM50 131H51V130H50ZM50 131L48 130L49 133H50ZM70 131H71V130H70ZM150 131H149V132H150ZM241 131H242V130H241ZM37 132H38V131H37ZM65 132H66V131H65ZM65 132H64V133H65ZM73 132H74V131H73ZM94 132H95V130L93 131V133H94ZM119 132H120V131H119ZM234 132H237V131H234ZM239 132H240V131H239ZM242 132H244V131H242ZM242 132H241V133H242ZM16 133H17V132H16ZM54 133H55V132H54ZM70 133H71V132H70ZM89 133H90V132H89ZM89 133H88V136L90 135ZM96 133H97V132H96ZM151 133H152V132H151ZM162 133H163V132H162ZM201 133H202V132H201ZM245 133H246V131H245ZM250 133H251V132H250ZM31 134H32V133H31ZM33 134H35V131L33 132ZM39 134H40V133H39ZM56 134H57V133H56ZM61 134H62V133H61ZM80 134H81V133H80ZM235 134H236V133H235ZM242 134H243V133H242ZM242 134H240V136H241ZM247 134H248V133H247ZM263 134H264V133H263ZM16 135H17V134H16ZM43 135H44V134H43ZM52 135H53V133H52ZM52 135H51V136H52ZM59 135H60V134H59ZM76 135H77V134H76ZM85 135H86V134H85ZM107 135H108V134H107ZM109 135H111V134H109ZM149 135H150V134H149ZM153 135H154V134H153ZM198 135H199V134H198ZM198 135H197V136H198ZM201 135L203 136V134H201ZM201 135H200V136H201ZM244 135H245V134H244ZM24 136H25V135H24ZM46 136H47V134H46ZM49 136H50V135H49ZM54 136H55V135H54ZM145 136H146V135H145ZM179 136H181V135H179ZM200 136H199V137H200ZM215 136L217 137V135H215ZM238 136H239V135H238ZM36 137H37V136H36ZM39 137H40V136H39ZM52 137H53V136H52ZM134 137H135V136H134ZM241 137L243 138V136H241ZM246 137H247V136H246ZM3 138H4V137H3ZM3 138H1L0 140H2V141H4V142H7L8 140H10L9 138H7V140L5 141V140H3ZM10 138H11V137H10ZM17 138H18V137H17ZM23 138H24V137H23ZM34 138H35V137H34ZM45 138H46V137H45ZM49 138H50V137H49ZM61 138H63V137H61ZM61 138H60V139H61ZM76 138H77V137H76ZM110 138H111V137H110ZM131 138H132V137H131ZM200 138H201V137H200ZM221 138H222V137H221ZM12 139H13V138H12ZM28 139H29V138L27 137V140H28ZM46 139H47V138H46ZM50 139H51V138H50ZM58 139H59V138H58ZM79 139H80V138H79ZM95 139H96V138H95ZM216 139H217V138H216ZM219 139H220V138H219ZM240 139H241V138H240ZM16 140H17V139H16ZM34 140H35V139H34ZM43 140H45V139H43ZM74 140H75V139H74ZM74 140H73V141H74ZM76 140H77V139H76ZM85 140H86V139H85ZM87 140H88V139H87ZM87 140H86V141H87ZM222 140H223V139H222ZM222 140L220 139L219 141H222ZM243 140H244V139H243ZM249 140H250V139H249ZM29 141H30V139H29ZM47 141H48V139H47ZM67 141H68V139H67ZM94 141H95V140H94ZM94 141L92 140V142H94ZM154 141H155V140H154ZM191 141H192V140H191ZM216 141H218V140H216ZM219 141H218V142H219ZM223 141H224V140H223ZM34 142H35V141H34ZM81 142H83V141H81ZM92 142H91V143H92ZM126 142H127V141H126ZM244 142H245V141H243V143H244ZM253 142H254V141H253ZM22 143H23V142H22ZM35 143H37V142H35ZM41 143H42V142H41ZM45 143H46V142H45ZM68 143H69V142H68ZM70 143H72V141H70ZM86 143H87V145H88V141H87ZM86 143H85V144H86ZM89 143H90V142H89ZM91 143H90V144H91ZM94 143H96V142H94ZM208 143H209V142H208ZM221 143H222V142H221ZM236 143H238V142H236ZM240 143H241V142H240ZM0 144H1V143H0ZM3 144H4V143H3ZM11 144H12V143H11ZM17 144H18V143H17ZM19 144H20V143H19ZM42 144H43V143H42ZM55 144H56V143H55ZM58 144H59V143H58ZM64 144H65V143H64ZM64 144H62V146H63ZM73 144H74V142H73ZM222 144H223V143H222ZM224 144H225V143H224ZM241 144H242V143H241ZM248 144H250V143H248ZM21 145H22V144H21ZM32 145H33V144H32ZM35 145H37V144H35ZM43 145H44V144H43ZM60 145H61V144H60ZM70 145H72V144H70ZM77 145H78V144L76 143V146H77ZM94 145H95V144H94ZM215 145H216V143H215ZM218 145H219V144H218ZM218 145H217V146H218ZM236 145H237V144H236ZM6 146H7V145H6ZM15 146H17V145H14V147H15ZM45 146H46V145H45ZM52 146H54V145H52ZM62 146H60V147L62 148ZM88 146H89V145H88ZM88 146H87V147H88ZM90 146H91V145H90ZM155 146H156V145H155ZM223 146H224V145H222V147H223ZM227 146H228V145H227ZM244 146H245V145H244ZM250 146H251V145H250ZM30 147H31V146H30ZM30 147H29V148H30ZM42 147H43V146H42ZM63 147H64V146H63ZM65 147H66V144H65ZM84 147H85V146H84ZM91 147H92V146H91ZM91 147H90V148H91ZM136 147H137V146H136ZM218 147H219V146H218ZM241 147H242V146H241ZM4 148H5V147H4ZM24 148H26V147H24ZM48 148H49V147H47V149H48ZM93 148H95V147H93ZM175 148H176V147H175ZM235 148H236V147H235ZM242 148H243V147H242ZM245 148H246V147H245ZM44 149H45V148H44ZM47 149H46V150H47ZM58 149H60V148L58 147ZM64 149H66V148H64ZM68 149H69V146H68V148H67L66 150H68ZM70 149H71V148H70ZM70 149H69V151H67V152L70 153V151H71ZM239 149H240V148H239ZM247 149H248V148H247ZM249 149H250V148H249ZM93 150H94V149H93ZM251 150H253V148H252ZM255 150H256V148H255ZM5 151H6V149H5ZM5 151H4V153H5ZM147 151H148V150H147ZM244 151H245V149H244ZM2 152H3V151H2ZM7 152H8V150H7ZM9 152H10V151H9ZM11 152H12V151H11ZM64 152H65V151H64ZM64 152H62V153H64ZM93 152H94V151H93ZM108 152H109V151H108ZM122 152H123V151H122ZM133 152H134V151H133ZM238 152H239V151H238ZM12 153H13V152H12ZM56 153H57V152H56ZM76 153H77V152H76ZM97 153H98V151H97ZM228 153H229V152H228ZM248 153H249V152H248ZM251 153H252V152H251ZM9 154H10V153H9ZM42 154H43V153H41L40 155H42ZM90 154H91V153H90ZM117 154H118V153H117ZM226 154H227V153H226ZM38 155H39V153H38ZM56 155H57V154H56ZM66 155H67V154H66ZM253 155H254V154H253ZM9 156H12V155H9ZM124 156H125V155H124ZM248 156H249V155H248ZM3 157H5V156H3ZM22 157H24V156H22ZM39 157H42V156H39ZM56 157H57V156H56ZM60 157H61V156H60ZM68 157H70V156H68ZM68 157H67V158H68ZM244 157H245V156H244ZM30 158H32V157H30ZM36 158H37V157H36ZM51 158H52V157H51ZM63 158H64V156H63ZM70 158H71V157H70ZM158 158H159V157H158ZM240 158H241V157H240ZM246 158H247V157H246ZM250 158H251V157H250ZM56 159H57V158H56ZM93 159H94V158H93ZM203 159H204V157H203ZM247 159H248V158H247ZM247 159H246V160H247ZM252 159H253V158H252ZM257 159H258V158H257ZM4 160H5V159H4ZM54 160H55V159H54ZM89 160H90V159H89ZM255 160H256V159H255ZM255 160H254V161H255ZM67 161H68V160H67ZM214 161H215V160H214ZM250 161H252V160H249V162H250ZM32 162H33V161H32ZM110 162H111V161H110ZM255 162H256V161H255ZM255 162H252V163L255 164ZM2 163H3V162H2ZM5 163H6V162H4V164H5ZM23 163H24V162H23ZM36 163H37V162H36ZM117 163H118V162H117ZM211 163H212V162H211ZM256 163H257V162H256ZM262 163H263V162H262ZM34 164H35V163H34ZM66 164H67V163H66ZM98 164H99V163H98ZM248 164H249V163H248ZM254 164H251V165H254ZM6 165H7V163H6ZM22 165H24V164H22ZM26 165H28V164H26ZM35 165H36V164H35ZM249 165H250V164H249ZM64 166H65V165H64ZM22 167H25V166H22ZM34 167H35V166H34ZM195 167H196V166H195ZM210 167H211V166H210ZM226 167H227V166H226ZM2 168H3V167H2V165H1V163H0V172H1ZM6 168H7V167H6ZM30 168H31V167H30ZM64 168H65V167H63V170H65ZM249 168H250V167H249ZM249 168H248V169H249ZM255 168H256V167H255ZM51 169H52V167H51ZM85 169H86V168H85ZM210 169H211V168H210ZM221 169H222V168H221ZM253 169H254V166H253ZM59 170H60V169H59ZM156 170H157V169H156ZM188 170H190V167L188 168ZM212 170H213V169H212ZM253 171H254V170H253ZM45 172L47 173V171H45ZM49 172H50V171H49ZM53 172H56V171L54 170ZM59 172H60V171H59ZM66 172H67V171H66ZM216 172H217V171H216ZM216 172H215V173H216ZM247 172H250V171H247ZM31 173L33 174L32 171H31ZM36 173H37V172H36ZM36 173L34 174L35 176H36ZM64 173H65V172H64ZM189 173H190V172H189ZM32 174H30V175H32ZM66 174H68V173H66ZM212 174H213V173H212ZM248 174H249V173H248ZM248 174H247V175H248ZM23 175H24V174H23ZM23 175H22V176H23ZM47 175H48V173H47ZM62 175H63V174H62ZM216 175H217V174H216ZM245 175H246V174H245ZM136 176H137V175H136ZM161 177H163V176H161ZM246 177H247V176H246ZM248 177H249V175H248ZM248 177H247V178H248ZM260 177H261V176H260ZM46 178H48V177L46 176ZM56 178H58V177L56 176ZM83 178H84V177H83ZM176 178H177V177H176ZM251 178H252V176H251ZM3 179H4V178H3ZM5 179H6V178H5ZM68 179H69V178H67L66 180H68ZM194 179H195V178H194ZM210 179H211V178H210ZM210 179H209V180H210ZM236 179H237V178H236ZM249 179H250V178H249ZM55 180H56V179H55ZM81 180H82V179H81ZM243 180H244V179H243ZM252 180H253V178H252ZM252 180H251V181H252ZM22 181H23V180H22ZM84 181H85V179H84ZM229 181H230V180H229ZM232 181H233V180H232ZM2 182H3V181H2ZM4 182H5V181H4ZM48 182H49V181H48ZM178 182H179V181H178ZM178 182H177V183H178ZM230 182H231V181H230ZM230 182H229V183H230ZM245 182H246V180H244L243 184H245ZM165 183H166V182H165ZM179 183H180V182H179ZM211 183H212V182H211ZM236 183H237V182H236ZM187 184H188V183H187ZM257 184H258V183H257ZM36 185H37V184H36ZM231 185H235V181H234V184H231ZM239 185H240V184H239ZM49 186H50V185H49ZM235 186L237 187V185H235ZM241 186H242V183H241ZM34 187H35V186H34ZM226 187H228V186L226 185ZM233 187H234V186H233ZM15 188H16V187H15ZM13 190H14V189H13ZM128 190H129V189H128ZM239 190H240V189H239ZM239 190H238V193H237V194H239ZM242 190H243V189H242ZM242 190H241V191H242ZM249 190H250V189H249ZM4 191H5V190H4ZM14 191H15V190H14ZM233 191L236 192L237 189L235 190V189L233 188ZM243 191H244V190H243ZM5 192H6V191H5ZM7 192H8V191H7ZM67 192H68V191H67ZM242 193H243V192H242ZM242 193H241V194H242ZM16 194H17V193H16ZM228 194H229V193H228ZM75 195H76V194H75ZM217 195H218V194H217ZM16 196H17V195H16ZM39 196H40V195H39ZM240 196H242V195H240ZM215 197H216V196H215ZM224 197H225V196H224ZM242 198H243V197H242ZM246 199H247V198H246ZM131 200H132V199H131ZM227 200H228V199H227ZM227 200H226V201H227ZM238 200H240V199H238ZM259 200H260V199H259ZM33 201H34V200H33ZM33 201H32V202H33ZM221 201H222V200H221ZM240 201H241V200H240ZM224 202H225V201H224ZM242 202H244V201H242ZM218 203H219V202H218ZM258 203H259V202H258ZM169 204H170V203H169ZM200 204H201V203H200ZM239 204H240V202H239ZM111 205H112V204H111ZM241 205H242V204H240V206H241ZM244 205H245V204H244ZM242 206H243V205H242ZM252 206H253V205H252ZM252 206H251V207H252ZM129 207H130V206H129ZM199 207H200V206H199ZM233 207H234V206H233ZM237 207H238V204L236 205L235 208L237 209ZM257 207H258V204H257ZM81 208H82V207H81ZM238 208H239V207H238ZM241 208H242V207H240V210H241ZM243 208H244V207H243ZM254 208H255V206H254ZM84 209H85V208H84ZM138 209H139V208H138ZM201 209H202V208H201ZM262 209H263V208H262ZM129 210H130V209H129ZM221 210H222V209H221ZM245 210H247V208H246ZM82 211H83V210H82ZM226 211H227V210H226ZM229 211H230V210H228V212H229ZM234 211H235V210H234ZM236 211H237V210H236ZM238 211H239V210H238ZM243 211H244V210H243ZM252 211H253V210H252ZM258 211H259V210H258ZM147 212H148V211H147ZM160 212H161V211H160ZM211 212H212V211H211ZM246 212H247V211H246ZM139 213H140V212H139ZM171 213H172V212H171ZM230 213H231V212H230ZM232 213H233V211H232ZM232 213H231V214H232ZM238 213H239V212H238ZM256 213H257V211H256ZM231 214H229V215H230V216H232V215L234 216V214H232V215H231ZM257 214H260V213H257ZM105 215H106V213H105ZM206 215H207V214H206ZM250 215H252V214L250 213ZM260 215H261V214H260ZM260 215H259V216H260ZM84 216H85V215H84ZM237 216H238V215H237ZM255 216H256V215H255ZM234 217H235V216H234ZM260 217H262V216H260ZM215 218H216V217H215ZM263 218H264V217H263ZM196 219H197V218H196ZM233 219H234V218H232V220H233ZM58 220H59V219H58ZM61 220H62V219H61ZM226 220H227V219H226ZM256 220H257V219H255V223H256ZM259 220H261V218H260ZM259 220H258L257 222H260ZM71 222H72V221H71ZM213 222H214V221H213ZM234 222H235V221H234ZM250 222L252 223L253 220H251ZM114 223H115V222H114ZM220 223H221V222H220ZM255 223L253 222L252 224H255ZM261 223H263L262 220H261ZM261 223H260V224H261ZM69 224H70V223H69ZM249 224H250V223H249ZM258 224H259V223H258ZM71 225H72V224H71ZM215 225H216V224H215ZM250 225H251V224H250ZM250 225H249V226H250ZM233 226H236V223H235V225H233ZM249 226H247V227H249ZM251 226H252V225H251ZM251 226H250V227H251ZM255 226H257V225H255ZM261 226H262V225H261ZM132 227H133V226H132ZM150 227H151V226H150ZM201 227H202V226H201ZM220 227H221V226H220ZM257 227H258V226H257ZM48 228H49V227H48ZM64 228H65V227H64ZM118 228H119V227H118ZM122 228H123V227H122ZM212 228H213V227H212ZM234 228H235V227H234ZM251 228L253 229L254 227H251ZM258 228H259V227H258ZM120 229H121V228H120ZM249 229H250V228H249ZM259 229H260V228H259ZM261 229H263V226L261 227ZM45 230H46V229H45ZM247 230H248V229H247ZM247 230H245V232H247ZM19 231H20V230H19ZM188 231H189V230H188ZM212 231H213V230H212ZM224 231H225V229H224ZM231 231H232V230H231ZM258 231H259V230H258ZM248 232H250V231H248ZM251 232L254 233L255 230H254V232H253V230H251ZM42 233H43V232H42ZM106 233H107V232H106ZM228 233H229V232H228ZM255 233H256V232H255ZM257 233H258V232H257ZM260 233H261V232H260ZM73 234H74V233H73ZM222 234H223V233H222ZM262 234H263V233H262ZM191 235H192V233H191ZM232 235H233V234H232ZM240 235H241V233H240ZM252 235H254V234H252ZM259 235H260V234H259ZM116 236H117V235H116ZM188 236H189V235H188ZM257 236H258V235H257ZM262 236H263V235H262ZM192 237H193V236H192ZM216 237H217V236H216ZM230 237H231V236H230ZM260 237H261V236H260ZM134 238H135V237H134ZM174 238H175V237H174ZM223 238H225V237H224V234H223ZM227 238H228V237H227ZM225 239H226V238H225ZM263 240H264V239H263ZM87 241H88V240H87ZM138 241H139V240H138ZM219 241H220V239H219ZM248 241H249V240H248ZM45 242H46V241H45ZM258 242H259V241H258ZM262 242H263V241H262ZM189 243H190V242H189ZM229 243H230V242H229ZM242 243H243V242H242ZM172 244H173V243H172ZM216 244H217V243H216ZM261 244H262V243H261ZM233 245H234V244H233ZM241 245H242V244H241ZM254 245H257V244H254ZM174 246H175V245H174ZM197 246H198V245H197ZM249 246H250V245H249ZM257 246H258V245H257ZM257 246H254V247L257 248ZM58 247H59V246H58ZM118 247H119V246H118ZM139 247H140V246H139ZM172 247H173V246H172ZM241 247H242V246H241ZM245 247H246V246H245ZM262 247H263V246H262ZM62 248H63V247H62ZM87 248H88V247H87ZM175 248H176V247H175ZM225 248H226V247H225ZM252 248H253V247H252ZM259 248H260V246H259ZM59 249H60V248H59ZM64 249H65V247H64ZM218 249H219V248H218ZM36 250H37V249H36ZM40 250H41V249H40ZM42 250H43V249H42ZM47 250H48V249H47ZM53 250H54V249H53ZM119 250H120V249H119ZM170 250H171V249H170ZM204 250H205V249H204ZM221 250H222V249H221ZM235 250H236V249H235ZM254 250H255V249H254ZM260 250H261V249H260ZM86 251H87V250H86ZM222 251H223V250H222ZM255 251H257V250H255ZM9 252H10V251H9ZM42 252H43V251H42ZM253 252H254V251H253ZM257 252H258V251H257ZM263 253H264V252H263ZM102 254H103V253H102ZM133 254H134V253H133ZM224 254H225V253H224ZM118 255H119V254H118ZM160 255H161V254H160ZM230 255H231V254H230ZM68 256H69V255H68ZM85 256H86V255H85ZM254 256H255V255H254ZM254 256H253V257L248 256V257H249L250 259H251V258L256 259ZM136 257H137V256H136ZM64 258H65V257H64ZM225 258H226V257H225ZM79 259H80V258H79ZM51 260H52V259H51ZM231 260H232V259H231ZM262 260H263V259H262ZM100 261H101V260H100ZM55 262H56V261H55ZM81 262H82V261H81ZM188 262H189V261H188ZM256 262H257V261H256ZM221 263H223V262H221ZM67 264H68V263H67ZM79 264H80V263H79ZM99 264H100V263H99ZM227 264H228V263H227Z\"/></svg>",
  "mask_w": 264,
  "mask_h": 264
}]
</instances>
